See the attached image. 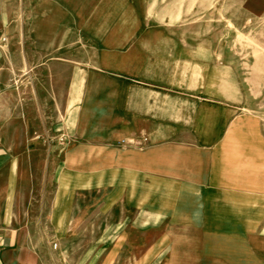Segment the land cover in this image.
I'll list each match as a JSON object with an SVG mask.
<instances>
[{"label":"crops","instance_id":"0c3cea01","mask_svg":"<svg viewBox=\"0 0 264 264\" xmlns=\"http://www.w3.org/2000/svg\"><path fill=\"white\" fill-rule=\"evenodd\" d=\"M14 1L0 0V264H56L44 229L74 226L78 164L94 166L86 179L101 182L102 216L117 206L134 228L165 230L164 252L149 236L155 264H264V112L239 78L235 48L148 25L131 0H73L63 41L59 2L25 0L36 24L23 32ZM111 14L133 23L110 25ZM63 62L75 75L69 100L85 102L86 117L65 133L62 94L30 76ZM51 135L76 143L61 153L65 144L49 141L47 191Z\"/></svg>","mask_w":264,"mask_h":264},{"label":"rangeland","instance_id":"374dc122","mask_svg":"<svg viewBox=\"0 0 264 264\" xmlns=\"http://www.w3.org/2000/svg\"><path fill=\"white\" fill-rule=\"evenodd\" d=\"M59 2L61 8L53 13L55 28L61 30L63 41L69 38L65 36L66 30L71 28L70 9L73 0H46V8H52L48 3ZM98 0H95V5ZM122 0H104L112 7H119ZM128 1V0H127ZM137 4L139 11L143 12L141 18L146 24H163L171 28L183 31L191 43L199 44H221L222 46L234 47L238 60L239 78L243 84L252 87L255 108L264 112V0H131ZM16 15L22 23V31L26 30L28 24L33 27L36 24L34 18L26 16L24 7L25 0H15ZM118 3V4H117ZM145 15V16H144ZM34 20V21H33ZM133 23L131 18L118 20L117 16L110 15L108 23ZM99 19L94 20L96 28ZM73 27V26H72ZM112 27V26H111ZM130 27V25H129ZM20 28V27H19ZM19 39L23 37L19 30ZM63 65L57 69H45L40 72L30 71V76L46 92H60L61 100H58L61 108L59 120L63 132L69 129L68 122L75 120L76 126L85 123V110L83 108L80 116V106L85 102L70 101V93L76 92V86L70 84L75 78L72 70ZM27 75V73H26ZM74 88V89H73ZM78 92H84V86H78ZM31 93L38 92L37 85L30 86ZM57 103V102H56ZM79 112V115H78ZM62 115V116H61ZM47 120H50L47 118ZM51 126L48 125L47 129ZM65 127V128H64ZM65 129V132H64ZM48 135V134H47ZM52 136V135H51ZM64 137V141L60 138ZM47 138L46 147V190L53 188L49 186L48 174L52 153L49 150L50 142H61V153L74 145L68 135L52 136ZM50 141V142H49ZM84 161V158H79ZM94 166L78 164L76 166V181L78 193L76 197V218L74 226H63L59 229L46 228V252L52 263L56 264H155L149 259L150 234H158L154 245V252H164V242H160V236L165 230L160 229H138L134 228L132 222L122 221L117 206L109 214H104L98 208V203L103 199L101 182L88 181L86 178L93 175ZM63 180L69 182V174L73 168L69 165L62 169ZM96 178V176H95ZM98 178V176H97ZM69 198H62L63 204H68ZM93 206H97L94 207ZM163 240L165 238L163 237ZM155 243V241H154ZM137 253L141 260L132 259ZM61 254V255H60ZM61 257V258H60ZM131 257V258H130ZM164 264V262H158Z\"/></svg>","mask_w":264,"mask_h":264}]
</instances>
